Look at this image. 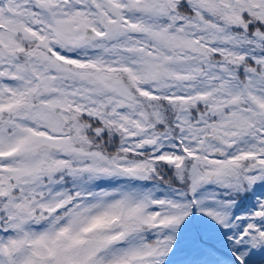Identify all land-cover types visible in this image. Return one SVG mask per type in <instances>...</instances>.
Wrapping results in <instances>:
<instances>
[{"label": "snow or ice", "instance_id": "snow-or-ice-1", "mask_svg": "<svg viewBox=\"0 0 264 264\" xmlns=\"http://www.w3.org/2000/svg\"><path fill=\"white\" fill-rule=\"evenodd\" d=\"M0 264H264V0H0Z\"/></svg>", "mask_w": 264, "mask_h": 264}]
</instances>
